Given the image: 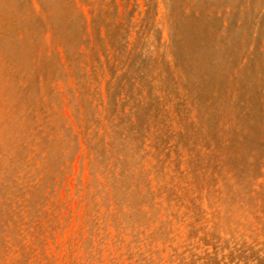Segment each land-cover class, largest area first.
I'll return each mask as SVG.
<instances>
[{
	"label": "rangeland",
	"instance_id": "1",
	"mask_svg": "<svg viewBox=\"0 0 264 264\" xmlns=\"http://www.w3.org/2000/svg\"><path fill=\"white\" fill-rule=\"evenodd\" d=\"M194 263L264 264V0H0V264Z\"/></svg>",
	"mask_w": 264,
	"mask_h": 264
},
{
	"label": "bare ground",
	"instance_id": "2",
	"mask_svg": "<svg viewBox=\"0 0 264 264\" xmlns=\"http://www.w3.org/2000/svg\"><path fill=\"white\" fill-rule=\"evenodd\" d=\"M213 240H214V239H212V241H213ZM219 240H220V239H219ZM219 240H218V241H219ZM214 242H215V241H214ZM202 243H203V242H202ZM218 245H219V244H218ZM218 245H217V247H218ZM230 245H231V244H230ZM201 246H203V245L201 244ZM225 246H226V245H225ZM225 246H224V247H225ZM231 246H232V245H231ZM233 246H234V245H233ZM219 247H220V246H219ZM202 248H203V247H202ZM226 248H227V246H226ZM197 249H198V248H197ZM207 249H208V248H207ZM230 249H231V248H230ZM238 250H239V249H238ZM199 251H200V249H199ZM226 251H227V250H226ZM212 252H213V251H212ZM216 252H217V251H216ZM199 253H200V252H199ZM205 253H206V252H205ZM208 253H209V252H208ZM214 253H215V252H214ZM219 253H220V252H219ZM195 254H196V253H195ZM203 254H204V253H203ZM210 254H211V253H210ZM197 255H198V254H197ZM219 255H220V254H219ZM199 256H201V255H199ZM207 256H210V255H207ZM220 256H221V255H220ZM220 256H219V257H220ZM195 257H196V255H195ZM204 257H205V256H204ZM209 258H210V257H209ZM209 258H208V259H209ZM223 258H224V257H223ZM252 258H253V257H252ZM197 259H198V258H197ZM202 259H203V258H202ZM229 259H230V258H229ZM206 260H207V259H206ZM209 260H210V259H209ZM254 260H255V259H254ZM191 263H193V262H191ZM197 263H199V262H197ZM210 263H211V262H210ZM212 263H213V262H212ZM239 263H240V261H239ZM194 264H195V263H194Z\"/></svg>",
	"mask_w": 264,
	"mask_h": 264
}]
</instances>
